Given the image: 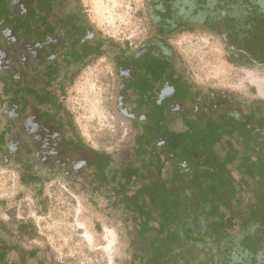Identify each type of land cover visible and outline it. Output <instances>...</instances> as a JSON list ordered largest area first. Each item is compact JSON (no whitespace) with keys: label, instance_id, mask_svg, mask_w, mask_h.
I'll return each instance as SVG.
<instances>
[{"label":"flooded vegetation","instance_id":"flooded-vegetation-1","mask_svg":"<svg viewBox=\"0 0 264 264\" xmlns=\"http://www.w3.org/2000/svg\"><path fill=\"white\" fill-rule=\"evenodd\" d=\"M142 4L144 29L125 41L105 36L79 0H0V166L39 189L62 179L109 218L132 219L127 264H201L211 256L186 246L183 222L194 217L181 210L180 170L164 177L161 167L165 157L180 169L184 154H208L212 200L230 209L229 222L217 217L226 244L216 264H264V99L198 83L179 48L182 33H209L229 63L264 70V0ZM99 61L129 129L113 152L76 131L66 103ZM28 224L0 220V264H58Z\"/></svg>","mask_w":264,"mask_h":264},{"label":"rangeland","instance_id":"rangeland-1","mask_svg":"<svg viewBox=\"0 0 264 264\" xmlns=\"http://www.w3.org/2000/svg\"><path fill=\"white\" fill-rule=\"evenodd\" d=\"M143 0H79L81 8L107 37L133 39L144 29ZM179 48L190 75L202 85L228 89L249 99H264V70L242 69L228 62V52L209 33L179 36ZM84 68L69 87L76 131L99 150L113 152L129 129L113 108L108 65ZM257 80H260L257 82ZM60 179L42 188L21 181L15 168L0 166V220L27 221L41 232L38 246L47 248L58 264H127L125 225L95 208L83 193ZM15 218V219H13Z\"/></svg>","mask_w":264,"mask_h":264},{"label":"crops","instance_id":"crops-1","mask_svg":"<svg viewBox=\"0 0 264 264\" xmlns=\"http://www.w3.org/2000/svg\"><path fill=\"white\" fill-rule=\"evenodd\" d=\"M260 80H257L259 82ZM264 87V83H258ZM237 94V93H236ZM238 95V94H237ZM240 100L248 98L244 95H238ZM250 100V99H249ZM164 158V157H163ZM183 164L180 169L177 168L175 157H165L161 167L162 175L164 177H171L177 170H180L179 177L183 181L185 190V200L180 204L181 210L184 214H192L194 217V225L191 220L183 222L186 233V246L188 249L199 252L200 256H205L206 253L211 257L208 262L207 259L201 261V264H216L217 252L220 247L225 246V242L221 240V234L217 229V217L220 216L222 222L230 221V212L225 205H217L212 200V193H214V186L211 183V171L213 159L208 154L193 155L189 152L183 155ZM189 180L196 182V185L189 183ZM200 192V194H196ZM136 219V218H133ZM125 230L132 224V219L123 221ZM135 221V220H134Z\"/></svg>","mask_w":264,"mask_h":264},{"label":"trees","instance_id":"trees-1","mask_svg":"<svg viewBox=\"0 0 264 264\" xmlns=\"http://www.w3.org/2000/svg\"><path fill=\"white\" fill-rule=\"evenodd\" d=\"M29 225V224H28ZM29 226H31V225H29Z\"/></svg>","mask_w":264,"mask_h":264}]
</instances>
